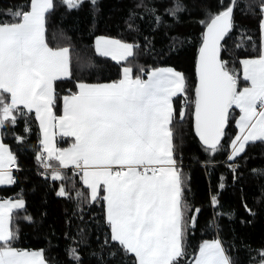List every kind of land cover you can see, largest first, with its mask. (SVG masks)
<instances>
[{"label":"snow or ice","instance_id":"1","mask_svg":"<svg viewBox=\"0 0 264 264\" xmlns=\"http://www.w3.org/2000/svg\"><path fill=\"white\" fill-rule=\"evenodd\" d=\"M84 2L61 0L69 9ZM88 2L95 5L96 0ZM220 3L221 10L202 21L205 31L191 98L184 74L171 67L145 70L140 66L134 76L130 58L140 45L105 37L95 40L94 52L125 62L122 77L103 84L78 81L76 91L58 97L56 83L71 79L72 72L70 47L53 48L47 42L46 14L54 8V0H30L28 11L8 10L11 22L0 21V185L16 183L11 171L16 157L3 143L4 130L15 128L21 119L27 125L34 115L42 133L36 148L42 174L54 184L60 182L57 196L70 199L62 170H78L74 175L89 190V202L102 200L105 205L110 229L105 246L115 244L133 264H234L219 239L203 241L198 250L188 251L186 237L197 226L200 209L185 199V181L174 146V128L191 115L205 153L214 157L223 149L234 109L239 110L238 132L229 142L227 160L242 157L250 143H264V0L258 6L245 0ZM136 7H143L157 25L165 15L177 18L186 11L178 0L163 13L155 4L149 7L141 2ZM238 7L242 14L258 9L260 40L252 43L254 57L230 64L222 58V42L234 28ZM143 18L130 13L129 30L134 31V21ZM243 46V41L236 45ZM177 96L185 98L179 120L173 105ZM58 101L60 116L54 113ZM56 129L61 137L71 139L69 147H56ZM30 131L26 126L25 133ZM15 139L23 144L26 137L17 135ZM208 165L214 166L213 161H207ZM229 167L236 171L235 163ZM82 195L75 193L77 198ZM211 203L217 205L215 195ZM24 208L22 198L0 200V264H47L42 251L14 246L13 214ZM24 219L31 221L29 216ZM260 256L264 262V252ZM69 258L79 264L76 248L69 249Z\"/></svg>","mask_w":264,"mask_h":264},{"label":"trees","instance_id":"2","mask_svg":"<svg viewBox=\"0 0 264 264\" xmlns=\"http://www.w3.org/2000/svg\"><path fill=\"white\" fill-rule=\"evenodd\" d=\"M141 2L149 7L155 4L163 13L173 0H96L95 5L85 0L72 9L61 0H54V8L46 14V38L53 48L70 47L72 72L71 79L56 83L58 97L69 90L76 91L78 81L103 84L122 77L125 62L117 63L94 52V42L101 36L140 45L135 49V57L130 58L134 76L139 74L140 66L145 70L171 67L184 74L187 95L192 97L196 56L204 28L202 21L207 22L209 14L221 10L220 0H178L186 5V11L178 13L177 18L163 16L159 25L143 7H136ZM245 2L258 6L260 0ZM29 5L30 0H0V21L11 22V17L6 15L8 10L28 11ZM132 12L144 17L134 21V31L128 28ZM259 23L258 9L242 14L238 7L233 31L223 44L222 58L231 64L254 57L252 43L260 40ZM242 41L244 46L237 48ZM236 67L240 65L237 63ZM184 103V96L174 99L177 120ZM61 109L58 101L55 115ZM238 116L239 110L234 109L223 149L211 158L193 133L191 115L174 128L175 157L185 181V199L193 208L200 209L197 226L189 230L186 245L189 252H194L203 241L219 239L234 264H264L260 256L264 252V143H250L242 157L234 162L227 160L229 142L238 132L235 126ZM26 126L31 129L30 133H25ZM17 135L26 137L23 144L17 142ZM40 138L42 133L34 115L27 120V125L21 119L15 128L4 130L3 143L15 155L17 170H14L15 184L0 186V200L22 198L25 201V208L13 214L11 227L17 233L14 246L42 251L47 264H76L69 258L70 248L77 249L79 264H133L132 258L115 244L104 245L110 233L105 222V205L102 200L89 202V190L82 185L80 176L74 175L75 169L62 170L71 198L57 196L60 182L54 184L45 179L36 161ZM70 143V138L61 139L58 147L65 148ZM209 160L214 166H206ZM230 163L236 164L235 172L230 169ZM221 183L223 188L219 187ZM78 191L83 193L79 198L75 196ZM213 195L218 200L216 206L211 203ZM25 216L31 217V221L24 219ZM113 252L115 256L110 255Z\"/></svg>","mask_w":264,"mask_h":264},{"label":"crops","instance_id":"3","mask_svg":"<svg viewBox=\"0 0 264 264\" xmlns=\"http://www.w3.org/2000/svg\"><path fill=\"white\" fill-rule=\"evenodd\" d=\"M101 37H103V36H101ZM99 38V37H98ZM105 38H109V37H105ZM97 39V38H96ZM110 39H114V38H110ZM94 44H95V42H94ZM108 58H110V57H108ZM173 69V68H172ZM175 70V69H174ZM175 71H177V70H175ZM177 72H179V71H177ZM181 73V72H180ZM178 97V96H177ZM176 97H174L173 98V105H174V99H175ZM238 110V109H237ZM60 115H62V109H61V111H60V114L58 115V116H60ZM239 117V116H238ZM238 119V118H237ZM38 122V121H37ZM238 131V130H237ZM55 132H56V136H55V144H56V147H58V142H59V140H61V139H65V137H61L60 135H59V129H56L55 130ZM71 144V143H70ZM7 146V145H6ZM70 146V145H69ZM69 146H67V147H69ZM8 147V146H7ZM67 147H65V148H67ZM9 148V147H8ZM59 148V147H58ZM16 164V163H15ZM12 171V170H11ZM12 174H13V177H14V171H12ZM0 186H9V185H0Z\"/></svg>","mask_w":264,"mask_h":264},{"label":"water","instance_id":"4","mask_svg":"<svg viewBox=\"0 0 264 264\" xmlns=\"http://www.w3.org/2000/svg\"><path fill=\"white\" fill-rule=\"evenodd\" d=\"M235 14V13H234ZM205 31V27L203 28V32ZM233 31V30H232ZM203 32H202V34H203ZM232 33V32H231ZM230 33V34H231ZM229 34V35H230ZM227 39V37L225 38V40ZM224 42L225 41H223L222 42V44H224ZM201 44V43H200ZM200 47V46H199ZM198 53H199V49H198V52H197V56H196V62H195V78H196V82H195V84L197 83V74H196V65H197V61H198ZM221 55H223V51H222V53H221ZM229 127V126H228ZM228 127H227V129H226V132H227V130H228ZM192 129H193V123H192ZM193 133H194V135H195V137H196V139L198 140V142L200 143V145L202 146V143H201V141L199 140V138H198V136L195 134V132H194V129H193ZM224 139H225V137H224ZM224 139H223V141H224ZM223 141H222V143H223ZM203 147V146H202Z\"/></svg>","mask_w":264,"mask_h":264},{"label":"built area","instance_id":"5","mask_svg":"<svg viewBox=\"0 0 264 264\" xmlns=\"http://www.w3.org/2000/svg\"><path fill=\"white\" fill-rule=\"evenodd\" d=\"M11 170H17L16 164L11 168ZM75 171L77 172L78 170H75Z\"/></svg>","mask_w":264,"mask_h":264}]
</instances>
